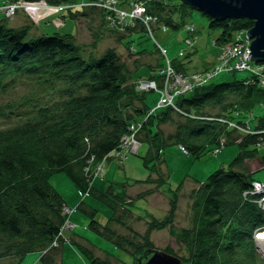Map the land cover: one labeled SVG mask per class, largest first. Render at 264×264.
<instances>
[{
    "label": "trees",
    "instance_id": "trees-1",
    "mask_svg": "<svg viewBox=\"0 0 264 264\" xmlns=\"http://www.w3.org/2000/svg\"><path fill=\"white\" fill-rule=\"evenodd\" d=\"M13 1L22 6L44 2L52 8L79 2ZM91 1L89 9L101 12L107 29L113 32L124 27L123 24L112 26L104 21L103 12L107 9L99 2L105 3L106 0ZM120 1L124 7L125 0ZM150 4L149 11L159 19L164 16L165 6H170L163 2ZM69 13L71 19L78 14ZM171 13L174 15L175 10ZM205 16L209 28L219 31L216 43L231 42L234 34H242L253 27V21L248 19L216 21ZM164 21L173 28L177 26L171 20ZM184 24L181 23L182 26ZM143 25L144 21L137 19L136 27L126 30H144ZM30 29L28 24L13 29L6 19L0 20V89L3 90L12 79L25 77L34 81L36 86L39 83L45 90L41 102L23 97L15 105L7 107L9 112L1 114L22 118L18 125L0 130V261L8 259L11 264H21L28 255L36 252L39 264H61V247L52 245V242H62L65 222L62 210L67 203L51 183V177L56 173H65L80 195L93 194L111 211L107 224L101 226L95 219L96 210L88 209L84 200L78 203V209L89 216L88 228L94 234L133 257H141L145 250L153 248L149 232L154 226L149 224L146 234L137 239L140 241H128V249H124L127 240L116 233V227L124 225L123 220L130 215L123 207L127 204L126 198L130 199L129 205L131 201L145 199L154 192L146 187L168 181L163 168H166L164 152L169 144L177 145L184 155L198 157L205 151L204 145L214 148L222 135H227L226 139L234 133L245 137L237 130L233 133L230 123L233 120L250 123L249 119L264 110L258 107L260 111L255 115H252L253 110L249 111V116L239 115L233 110H244L250 102L257 101V90L244 84L241 80L244 78L213 82L187 96L181 95L177 110L170 105L165 109L150 107L143 97L146 93H136V87L129 82L126 66L114 49L107 50L99 59L86 58L72 34L55 31L29 37ZM258 91L261 98L263 90ZM229 94L235 95L237 104L229 102ZM138 96L143 99L136 104ZM209 104L219 105L221 112L217 117H222L224 124L227 119L228 126L210 119L203 120L202 110ZM172 113L178 115L180 121L175 132L165 137L158 126L171 121ZM149 114L151 117L144 121ZM139 118L142 123L136 127ZM253 123L256 122L251 123L255 130L258 127ZM259 123L264 129V118H260ZM132 135L137 142L148 145L141 160L150 176L146 180L134 181V187L142 185L143 192L135 188L134 191L138 192H123L122 198L114 197L112 184L105 192H99L92 186L90 167L99 166L113 153L120 154L127 145L123 138ZM239 136L231 138V141L235 142ZM260 140H264V134L243 138L245 142L240 143L244 147L243 152L240 151L230 164L199 182L200 188L192 195L190 206L191 230L183 232L182 237L189 243V259L185 260L189 264H263L256 251L253 231L264 223V211L257 202L246 198L253 190L252 183L257 180L245 170L236 169L243 165L249 154L252 155ZM181 145L186 152L180 148ZM152 172L158 177L152 176ZM71 243L85 255L89 264H122L111 255L98 256L97 247L86 239L72 240ZM164 251L176 255L170 248Z\"/></svg>",
    "mask_w": 264,
    "mask_h": 264
},
{
    "label": "rangeland",
    "instance_id": "rangeland-1",
    "mask_svg": "<svg viewBox=\"0 0 264 264\" xmlns=\"http://www.w3.org/2000/svg\"><path fill=\"white\" fill-rule=\"evenodd\" d=\"M152 2L169 3L170 6L164 5L165 9L162 12L164 16L161 19L156 18L149 11L150 5L153 6L150 4ZM91 3V0H79L77 3L69 4L68 7L52 8L44 2L38 3V5L31 3L22 6L13 0H0V20L6 19L8 26L13 29L30 25L29 37L38 36L43 32L52 34L55 31L62 34H72L76 45L81 48L86 58L90 56L93 59H99L107 50L114 49L126 66L125 73L129 82L136 87V93H146L143 97L145 103L150 107L165 109L170 105L177 110L176 104L183 94L187 96L195 89L213 82H230L234 79L249 78L252 73L261 72L255 78L258 80L257 84L253 83V85H257L260 90L264 87V69H262L264 63L251 61L250 47L248 46L251 45L252 40L248 37L247 32L240 35L234 34L231 42L216 43L219 31L209 28L205 14L180 0H125L124 7L120 0L115 2L112 0L108 4L111 15H118L120 12L130 15L140 13L142 16L140 19L144 21V30L129 31L116 28L111 32L104 24L101 12L89 9ZM99 3L105 5L106 1ZM41 6L53 11L52 13L56 14L55 17L51 16L40 20L39 12L45 9ZM187 6L189 8H186ZM142 7L145 9H141ZM173 9L175 13L171 16ZM70 11L78 13L75 18H70ZM103 17L104 21L112 26H118L117 23L121 22L123 18L120 16L118 19L116 17L110 19L107 10L103 12ZM164 20H171L173 25H177L176 28L169 26ZM181 23L185 24L182 26ZM239 42L240 45H238ZM234 44L238 46H234ZM203 54H208L205 57L209 58L203 59ZM199 56L201 59L198 58ZM246 65H250L246 69L247 71L245 70ZM241 80L244 81V79ZM41 86L39 83L36 86L34 81L23 77L12 79L3 90L0 89V130L18 125L22 118V116L5 117L1 115L3 112H9L7 107L15 105L23 97L41 102L42 96L45 94V90L43 91ZM143 97H136V104H139ZM227 97L229 102L234 101L233 103H236L235 95L229 94ZM263 98L262 96L259 100L248 103L249 105L244 110H233V112L249 116L251 115L249 111L253 110L252 115H255L260 111L257 108L264 102ZM169 100L170 102H168ZM154 110H151L150 114ZM16 111L18 110L16 109ZM202 112L203 120L210 119L218 121V124H228L227 119H225L224 124V119L217 117V114L221 112L219 105H206ZM150 114L144 121L151 117ZM263 114H259L255 118L253 116L249 119L250 123H239L233 120L234 122H231L230 126L241 127L242 130L239 129V134H245V137L253 135L254 131L259 132V136L260 133L264 132V129L260 127L262 123H259V119L264 118L261 117ZM170 118L171 121H165L166 123H161L158 126L165 137L175 132L176 124L180 121V117L175 113H172ZM141 121L139 118L136 127L141 125ZM252 122H256L252 125L258 127L255 130L252 129ZM134 135L129 139L123 138L127 141V145L120 154L113 153L110 158H105L99 166L94 167L92 165L90 167L93 178L92 186L99 192H105L110 184H112L111 191L114 197L122 198L125 195L123 192L134 191L135 188L143 192L142 185L134 187V181L146 180L150 174L143 167L141 160L146 155L148 145L145 142L139 145ZM226 136H223V140L219 141L218 139V143L224 141L228 143L218 156L215 155L217 148L210 149V147L207 148V145H204L206 146L205 151L195 157L184 155L178 150L177 145L169 144L164 152L166 168H163V175L168 181H163V184H148L150 186L146 188H151L154 192L147 196L146 200L131 201L129 205L130 199L126 198L125 203L127 204L123 207L129 212V218L123 220L124 225L116 227V233L127 240L124 243V249H128V241L138 243L140 240L137 239L146 234L149 224L154 226L149 232V242L153 244V248L145 250L143 255H140L141 257H133L123 249L112 245L111 242L108 243L98 238L88 228L89 216L83 210L78 209V203L84 200L83 202L88 209H95L97 212L95 219L101 225H106L112 214L109 208L103 205L93 194L80 195L65 173L54 174L51 177V183L67 203L62 210L65 217L61 233L62 242L57 240L52 242V245L61 247V264H89L85 255L81 254L71 243L77 238L79 239L76 241L86 239L97 247V255H111L119 259L122 264H140L141 258L147 256L150 250H164L166 248L172 249L176 254L175 256L182 261L188 260L189 243L182 237L184 236L183 232L191 230L192 211L190 206L192 195L200 188L201 183L199 182L205 180L212 172L230 164L236 155L244 150L240 143L245 142L243 141L245 137L241 138L236 133L227 139ZM237 136L240 138L232 142L231 138ZM260 141L252 155L249 154L242 163L243 165H239L236 169L245 170L257 181L264 183V140ZM180 148H184V146L181 145ZM133 151L138 152V154L133 153ZM152 173L153 176L154 172ZM154 177L157 178L158 175H154ZM132 184L133 186H131ZM142 184L144 185V183ZM38 255L36 252L31 253L21 264H39ZM260 262L264 264V259L262 260L261 257ZM0 263L11 264L12 261L5 259L1 260ZM185 264L189 263L185 261Z\"/></svg>",
    "mask_w": 264,
    "mask_h": 264
},
{
    "label": "water",
    "instance_id": "water-1",
    "mask_svg": "<svg viewBox=\"0 0 264 264\" xmlns=\"http://www.w3.org/2000/svg\"><path fill=\"white\" fill-rule=\"evenodd\" d=\"M216 21H253L247 31L250 43L251 61L264 63V0H180ZM264 69V68H262ZM264 72V71H263ZM262 72V73H263ZM140 264H183L182 260L164 250L153 249L141 258Z\"/></svg>",
    "mask_w": 264,
    "mask_h": 264
},
{
    "label": "bare ground",
    "instance_id": "bare-ground-1",
    "mask_svg": "<svg viewBox=\"0 0 264 264\" xmlns=\"http://www.w3.org/2000/svg\"><path fill=\"white\" fill-rule=\"evenodd\" d=\"M37 5H38V3H37ZM41 8H45V9H43V10H41L40 12H39V19H41V20H43V19H46V18H48V17H55V13H52L53 11H49V9L48 8H46V7H42L41 6ZM40 9V8H39ZM42 17V18H41ZM238 46V45H237ZM198 58H201V56H199ZM257 82H258V80H256V81H254L253 83L254 84H257ZM253 83L252 84H250V85H248V86H251V87H253V88H256V90H257V94H256V99L258 98V100H259V95H260V93H259V91L258 90H260L259 88H257V85H253ZM262 90H264V87L263 88H261ZM261 94H262V96L264 97V91H261ZM264 99V98H263ZM167 105V104H166ZM261 106V108L264 110V102L263 103H261L260 104ZM263 113H264V111H263ZM244 130V129H243ZM233 131H236V129L235 128H233L232 127V132ZM139 132V131H138ZM220 140H223V135L222 136H220V138H219V141ZM140 144H141V142H140ZM228 143H227V141H224L223 143H217V145L214 147V148H217V151L215 152V155L216 156H218L222 151H223V149H225L226 148V145H227ZM213 148V147H212ZM212 148H210V149H212ZM188 152H189V150H188ZM213 154V153H212ZM93 159H91V161H90V163H92L93 161H92ZM256 182H261V181H256ZM257 184H260V183H257ZM252 186H253V190H252V192H251V194L249 195V197L251 198L250 200H252V201H254V200H259L260 198V196L261 195H264V190L263 189H260L259 187L257 188L256 186H255V184L254 183H252ZM248 197V198H249ZM258 204V203H257ZM258 206H260L259 204H258ZM261 206L263 207V209H264V202L262 201L261 202ZM264 211V210H263ZM101 226H105V225H101ZM260 226H264V223H262ZM259 227V226H258ZM262 229V228H261ZM255 231V230H254ZM254 231H253V235H254ZM259 233H260V236H257V243L255 244V247H256V251H257V253L259 254V257H261L262 258V260L264 259V229H262L261 231H259ZM98 238H100L98 235H96ZM79 237V236H78ZM77 239H79V238H77ZM76 239V240H77ZM254 240V239H253ZM259 241V242H258ZM255 242V241H254Z\"/></svg>",
    "mask_w": 264,
    "mask_h": 264
},
{
    "label": "built area",
    "instance_id": "built-area-1",
    "mask_svg": "<svg viewBox=\"0 0 264 264\" xmlns=\"http://www.w3.org/2000/svg\"><path fill=\"white\" fill-rule=\"evenodd\" d=\"M112 0H106V3H105V5H104V7L107 9V12L109 13V16H110V19H113L112 17H116L117 19L118 18H120V16H123V18H122V20H121V22H119V23H117V25L119 26V24H123V28H121V29H126V28H133V27H136V23H135V20L137 21V19H140V18H142V16H140L141 14L139 13V14H135V15H130V14H123L122 12H120V13H118V15H116V14H110V11L109 10H111L110 8H109V6H108V4L111 2ZM116 0H114V2H115ZM141 9H145V8H141ZM140 16V17H139ZM240 35V34H239ZM238 45H240V42H239V44ZM234 46H237V45H235L234 44ZM247 67L245 68V70L246 69H248L249 68V66L250 65H246ZM170 69H171V67H170ZM247 71V70H246ZM261 72H259L258 74L257 73H252L250 76H249V78H244V81H242L244 84H246V85H250L251 83H253L254 81H256V76L257 75H259ZM175 74V73H174ZM154 87H155V85H154ZM162 103H163V101H161ZM160 102V103H161ZM168 102H170V100L168 101ZM163 104H165V103H163ZM170 104V103H169ZM134 127V126H133ZM132 127V128H133ZM233 128H235L236 130H238L239 131V129H241V127H239V126H232ZM133 129H135V128H133ZM242 130V129H241ZM136 132V131H135ZM250 132H253V131H250ZM254 134L255 135H258L259 134V132L257 133V132H255L254 131ZM253 134V135H254ZM260 134H264V132L263 133H260ZM133 136V135H132ZM131 136V137H132ZM131 137H128V139L129 138H131ZM127 138V137H126ZM137 142V141H136ZM139 145H140V143L139 142H137ZM184 152H186V150L184 149V148H181ZM133 153H137V152H134L133 151ZM257 183H260V184H257ZM255 184V186L258 188H260V189H263L264 190V183L263 182H255L254 183ZM260 199L259 200H254L255 202H257L259 205H260V207L263 209V207L261 206V202L263 201L264 202V195H261L260 197H259ZM264 210V209H263ZM264 229V226H259V227H257L256 229H255V231H254V235H253V239H254V241H255V244L257 243V236H260V233H259V231H261L262 229ZM259 242V241H258Z\"/></svg>",
    "mask_w": 264,
    "mask_h": 264
},
{
    "label": "crops",
    "instance_id": "crops-1",
    "mask_svg": "<svg viewBox=\"0 0 264 264\" xmlns=\"http://www.w3.org/2000/svg\"><path fill=\"white\" fill-rule=\"evenodd\" d=\"M41 20V19H40ZM205 56H208V54H203V59H208L209 57H205ZM199 59H201V58H199Z\"/></svg>",
    "mask_w": 264,
    "mask_h": 264
}]
</instances>
